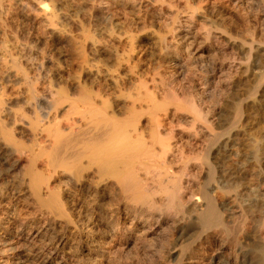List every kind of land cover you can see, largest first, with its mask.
Wrapping results in <instances>:
<instances>
[{
	"label": "bare ground",
	"instance_id": "6f19581e",
	"mask_svg": "<svg viewBox=\"0 0 264 264\" xmlns=\"http://www.w3.org/2000/svg\"><path fill=\"white\" fill-rule=\"evenodd\" d=\"M14 11L25 37L0 58L24 105L0 94V264H264V127L240 125L264 102V0H0V34ZM48 40L71 55L65 83ZM250 63L231 125H213L206 98Z\"/></svg>",
	"mask_w": 264,
	"mask_h": 264
},
{
	"label": "rangeland",
	"instance_id": "374dc122",
	"mask_svg": "<svg viewBox=\"0 0 264 264\" xmlns=\"http://www.w3.org/2000/svg\"><path fill=\"white\" fill-rule=\"evenodd\" d=\"M3 1H8V0H3ZM11 1H13V0H11ZM16 16V17H15ZM10 20H9V27H6V29H5V34L4 35H2V34H0V41L1 40H6V42L5 43H7V44H9L10 43V38L12 37V36H14V35H17L18 37H20L19 38V40H22V38L23 37H25V35H24V33H22V31L23 32H26V28H27V24H25L24 22H22V19H21V17H20V15H19V13L17 12V11H14L12 14H11V17L9 18ZM11 19H12V22H11ZM14 21V22H13ZM11 22V23H10ZM21 25V26H20ZM18 27V28H17ZM8 28V29H7ZM9 28H11L12 29V31H11V29H9ZM15 29V30H14ZM18 29V30H17ZM7 32H8V34H7ZM242 32V31H241ZM14 33V34H13ZM20 34H21V36H20ZM242 34H244V35H242ZM241 36H243L245 39H247V37H246V34L243 32V33H241ZM5 37V38H4ZM7 38V39H6ZM9 40V41H8ZM49 42V43H48ZM1 44H2V41L0 42V46H1ZM47 45V47H51L50 49H51V51H52V53H53V58H54V60H57V62L58 61H60V64H62L61 66H60V68L63 66L64 67V65H66V64H70V62H71V55H70V53L69 54H67V56L66 57H63V54H64V47L60 44H58V43H55V42H52V41H50V40H48L47 41V43H46ZM51 46H50V45ZM31 45H32V47L31 48H28L27 50H25L26 52H24V51H22V52H20L19 53V55H18V53H17V55H15V56H17V60H18V56L20 57L19 58V62H21L19 65L20 66H22V64H23V66L25 67V68H27L28 67V65L30 64V63H32V62H34L36 59H37V57H38V55H37V52L39 51V47H38V44H36V43H31ZM39 46H41V45H39ZM63 47V48H62ZM259 47V48H258ZM31 49V50H30ZM60 50V51H59ZM239 50V51H238ZM238 50H237V52H238V56L240 57V58H242L243 60L244 59H246V56L247 55H245V54H247V51L245 50V49H243V48H241V47H239L238 48ZM254 51H253V53H252V61L253 60H255L256 62H258V64L260 63L259 61L262 59H264V48H263V46H261L260 47V45L259 46H257V45H255L254 46V49H253ZM30 51V52H29ZM244 51V52H243ZM34 52V53H33ZM58 52H60V54H58ZM25 53V54H24ZM68 53V52H67ZM16 54V53H15ZM27 55V56H26ZM56 55H57V57L58 58H56ZM30 56H31V58H30ZM34 56V57H33ZM55 56V57H54ZM28 58V59H26V58ZM65 58V60L66 61H64V59L63 58ZM68 57V58H67ZM214 57L215 56H211V59H210V61L213 59V61L214 62H216L215 60H218V59H214ZM21 58H23V59H21ZM33 58H35V59H33ZM32 59H33V61H32ZM59 59V60H58ZM258 59H259V61H258ZM62 60V61H61ZM0 94H2V96L4 97L5 96V98H7L6 99V101L8 100V102H7V105L12 109V110H22L21 108L23 107V97H22V95L20 94V92H19V90L22 88L21 87V82L19 81V80H17L16 78H13V77H9L4 71H3V64H2V60H1V58H0ZM28 62V64H27V62ZM24 62V63H23ZM212 62V61H211ZM26 63V64H25ZM65 63V64H64ZM253 63V62H252ZM252 63H250V66L251 67H249V69H248V71H245L244 69V67H246V65L244 64V65H242V67L240 66V68H239V71H241V72H238V74L237 75H239L238 77H237V75H236V77H235V79H234V82H231V88L229 89V90H226L225 92H223L222 94L223 95H220L219 94V96H221V97H217L218 98V100L219 101H217L218 103H211V99L209 100V98H206V100H205V105H206V107H208L207 108V112H208V115L210 116L211 115V117L213 116L215 119H216V122H215V120H214V123H213V125H231L230 124V121L229 120H231L232 118H233V113H232V111L234 110V104H232L233 103V98L235 99L236 97H241V96H245L248 92H249V90H251V88H252V85H253V80H254V78H255V75H256V72H257V70L259 69V67H257V66H253L252 65ZM27 65V66H26ZM244 66V67H243ZM2 68V69H1ZM242 68V69H241ZM258 68V69H257ZM61 70H63L62 71V75L63 76H61V77H63L64 79H65V81H64V79L62 78L61 79V77L60 78H58V79H55L56 80V82H66V80H67V78H68V76H67V74H66V70H65V67L64 68H61ZM255 70V71H254ZM2 72V73H1ZM245 72L247 73V74H245ZM249 74V75H248ZM251 74V75H250ZM253 74V75H252ZM66 76V77H65ZM253 76V77H252ZM10 78V79H9ZM59 79H61V80H59ZM63 80V81H62ZM17 81V82H16ZM241 81V82H240ZM52 82H55L54 81V79H53V81ZM248 82V83H247ZM251 82V83H250ZM249 86V87H248ZM233 87V88H232ZM237 88V89H236ZM247 88H248V90H247ZM17 90V91H16ZM237 90V91H236ZM241 90H242V92H241ZM231 91V92H230ZM233 91V92H232ZM245 91V92H244ZM236 92V93H235ZM225 93V94H224ZM228 93V94H227ZM232 93V94H231ZM245 93V94H244ZM17 94V95H16ZM12 96V97H11ZM234 96V97H233ZM211 103V104H210ZM20 104V105H19ZM213 104V105H212ZM218 105V106H216V105ZM221 104V105H220ZM244 105H246V106H244L243 107V110H244V114H243V119L241 120V124L240 125H258V126H260V127H262V130H263V127H264V102L262 101V103H261V106H259V108H256V109H254V108H252L251 107V103H249V102H246ZM19 106V107H18ZM212 107V108H211ZM216 107V108H215ZM230 107V108H229ZM251 107V108H250ZM261 107V108H260ZM221 108V109H220ZM229 108V109H228ZM233 108V109H232ZM246 108V109H245ZM217 110V111H216ZM221 110V111H220ZM212 111V112H211ZM246 111V112H245ZM251 111V112H250ZM221 112H223V113H221ZM248 112V113H247ZM258 112V113H257ZM216 113V114H215ZM225 113V114H224ZM254 113H256V114H254ZM5 116H4V121L6 122V123H8V125L10 124L9 122H11V119H12V116L10 115V114H4ZM219 115V116H218ZM224 115V116H223ZM6 116H7V118H6ZM230 117H232V118H230ZM256 117V118H255ZM220 118V119H219ZM258 118V119H257ZM6 119V120H5ZM229 119V120H228ZM221 120V121H220ZM244 120V121H243ZM255 120V121H254ZM261 120V121H260ZM255 122L254 124L252 123V122ZM228 122V123H227ZM248 122H250V123H248ZM259 122V123H258ZM252 123V124H251ZM11 125V124H10ZM167 125H189V124H187V122H185V121H180V120H177L176 121V119L175 120H173L172 122H170L169 124H167ZM263 125V126H262ZM260 130H261V128H259ZM261 130V131H262ZM15 135L19 138V133H15ZM21 138V137H20ZM88 250H89V248H85L84 250H83V253H87L88 252Z\"/></svg>",
	"mask_w": 264,
	"mask_h": 264
}]
</instances>
